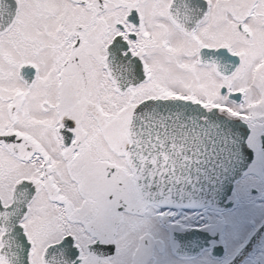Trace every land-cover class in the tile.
Returning a JSON list of instances; mask_svg holds the SVG:
<instances>
[{
    "label": "snow or ice",
    "instance_id": "6c2138e0",
    "mask_svg": "<svg viewBox=\"0 0 264 264\" xmlns=\"http://www.w3.org/2000/svg\"><path fill=\"white\" fill-rule=\"evenodd\" d=\"M0 264H264V0H0Z\"/></svg>",
    "mask_w": 264,
    "mask_h": 264
}]
</instances>
